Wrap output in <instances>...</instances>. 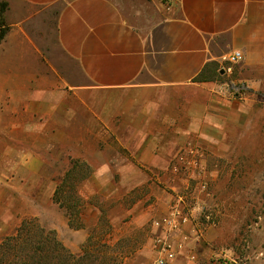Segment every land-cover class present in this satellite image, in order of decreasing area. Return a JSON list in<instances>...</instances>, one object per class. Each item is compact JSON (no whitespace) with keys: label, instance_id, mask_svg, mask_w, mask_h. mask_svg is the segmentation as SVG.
Instances as JSON below:
<instances>
[{"label":"crops","instance_id":"obj_1","mask_svg":"<svg viewBox=\"0 0 264 264\" xmlns=\"http://www.w3.org/2000/svg\"><path fill=\"white\" fill-rule=\"evenodd\" d=\"M9 7L1 17L0 144L11 189L40 180L28 198L36 218L44 209L42 179L77 177L83 164L82 197L100 214L90 201L105 192L89 180L150 176L187 135L223 136L243 113L234 100L238 84L244 96L264 93V0H9ZM236 51L243 60L230 74L226 59ZM48 181L58 206L53 196L67 184ZM64 226L75 239L83 234L66 242L79 254L90 235L68 219ZM152 232L151 241L164 237L154 225ZM178 233L168 264H193L189 236Z\"/></svg>","mask_w":264,"mask_h":264},{"label":"rangeland","instance_id":"obj_2","mask_svg":"<svg viewBox=\"0 0 264 264\" xmlns=\"http://www.w3.org/2000/svg\"><path fill=\"white\" fill-rule=\"evenodd\" d=\"M3 3L7 6L0 11V34L6 29L1 17L10 8L9 0H0V5ZM233 94L244 114L236 115L235 124H228L220 138L213 132L187 135L170 163L163 164L162 169L147 171L150 176L89 180L98 187L91 186L92 189L105 192L90 201L100 208V214L95 209L90 211L82 197L81 191L87 187L82 181L88 179L82 164L77 177L42 179L44 209L41 217L36 218L38 213L28 198L33 199L35 190L39 191L40 180L27 179L32 189H11L9 163L3 158L7 146L0 144V264H40L45 260L42 255H51L44 264H61V253L34 254L42 233L73 256L67 264H156L165 247L159 238L175 235L169 232L167 221L172 220L181 226L177 233L184 232L182 238L189 236V240L184 237L183 243L187 240L191 245L192 253L188 256L193 264H264V93ZM74 149L82 154L80 147ZM21 180L20 175L13 183L18 187ZM48 180L55 185L62 181L67 184L53 196L58 206L52 205ZM112 189L121 190L108 196ZM126 189L135 190L126 193ZM121 196L125 199L123 207L118 203ZM140 200L145 207L130 214ZM67 219L71 229L85 230L90 235L81 244L79 254H74L66 242H80L84 236H71L64 226ZM153 225L161 229L164 237L151 241L155 236ZM90 239L98 244V251L92 250V254L81 259ZM187 262L181 259L176 264Z\"/></svg>","mask_w":264,"mask_h":264},{"label":"trees","instance_id":"obj_3","mask_svg":"<svg viewBox=\"0 0 264 264\" xmlns=\"http://www.w3.org/2000/svg\"><path fill=\"white\" fill-rule=\"evenodd\" d=\"M6 6L7 5L5 3H3L2 5H0V11H1V13L4 11V9L6 8ZM1 24H4L3 19H1ZM5 31H6V29H4L1 32V34H0V41L4 38ZM63 184H65V182H63ZM58 189H59L58 192H60L61 189H62V187H60ZM67 209L69 210V212L72 211V209L71 210L69 208H67ZM18 242L19 241L14 242V243L17 244ZM98 248H99L98 247V244L95 243V240L94 239H92V240L90 239V242H89L88 246L85 247V249H84V252H83V255L81 256V259L87 258L90 253L92 254V250L98 251ZM35 251L36 252L34 254H37V253H39V254L40 253H44L45 254V252H50V254L57 255V254L61 253L62 255H60V257H59L61 259L60 260V263L61 264H67V262L69 261V259H74V258H72L73 256H71L70 253H68L64 249V247H62L57 241L52 240V237H49L48 235H43V233L41 234L40 240L36 244ZM42 256L45 259L44 261H46L48 259H51V255H49L48 257H46L44 255H42ZM44 261H42V263H40V264H44Z\"/></svg>","mask_w":264,"mask_h":264},{"label":"built area","instance_id":"obj_4","mask_svg":"<svg viewBox=\"0 0 264 264\" xmlns=\"http://www.w3.org/2000/svg\"><path fill=\"white\" fill-rule=\"evenodd\" d=\"M243 60V54L241 52H233L231 55L228 56L226 61L229 63V66L226 69L227 73H232V68L233 66L239 64ZM235 92L240 94L241 96H244L243 88L242 87H236ZM184 221H187L186 218L183 219ZM169 224V232H179L181 230V226L177 224L178 222L175 223L174 220L172 221H167ZM160 223H156V225L159 227ZM163 242L165 243V247L163 251L161 252L160 257L157 259L156 264H168V260L172 259L175 257L176 252L174 248L173 241L171 240V235H168L165 239H162ZM161 240V241H162Z\"/></svg>","mask_w":264,"mask_h":264},{"label":"water","instance_id":"obj_5","mask_svg":"<svg viewBox=\"0 0 264 264\" xmlns=\"http://www.w3.org/2000/svg\"><path fill=\"white\" fill-rule=\"evenodd\" d=\"M223 73V72H222Z\"/></svg>","mask_w":264,"mask_h":264}]
</instances>
